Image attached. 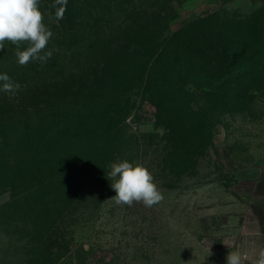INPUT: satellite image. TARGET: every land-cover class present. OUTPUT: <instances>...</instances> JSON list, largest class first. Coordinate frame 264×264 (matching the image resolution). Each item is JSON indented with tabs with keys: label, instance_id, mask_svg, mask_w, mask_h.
Masks as SVG:
<instances>
[{
	"label": "rangeland",
	"instance_id": "obj_1",
	"mask_svg": "<svg viewBox=\"0 0 264 264\" xmlns=\"http://www.w3.org/2000/svg\"><path fill=\"white\" fill-rule=\"evenodd\" d=\"M39 7L53 33L51 58L21 66L15 51L4 52L15 75L0 87V264H217L206 229L238 190L232 170L264 162L262 81L252 79L235 104L192 88L191 113L173 81L137 78L110 105L88 91L92 74L79 60L90 54L89 33L102 37L97 55L185 46L214 30L237 31L251 46L264 38V2L94 0L85 21L95 30L74 38ZM137 23L159 26L158 39L133 43L125 30ZM37 72L42 79L31 84ZM122 160L149 169L161 202L110 199L106 173Z\"/></svg>",
	"mask_w": 264,
	"mask_h": 264
},
{
	"label": "trees",
	"instance_id": "obj_2",
	"mask_svg": "<svg viewBox=\"0 0 264 264\" xmlns=\"http://www.w3.org/2000/svg\"><path fill=\"white\" fill-rule=\"evenodd\" d=\"M93 2L94 0H67L66 12L63 19L59 21L54 18L55 9L52 7L54 0H40L39 6L52 15V21L60 33L74 38L82 34L86 28L95 30V26H91L90 21L88 23L85 21L92 20L87 17L94 15ZM154 28L152 32L149 25L137 23V30L130 25L125 32H128L130 36L135 35L132 42L139 44L140 41L145 42L153 36L156 40L158 39L160 27L154 26ZM89 35H93L86 43L90 54H85L87 56L82 59L83 61L79 60V63L83 64L79 68L86 67V70L92 74L93 80L86 82L89 86L88 91L104 95L103 101L107 100L110 105L125 93L133 80L137 78L145 84L153 83L152 80L156 78L173 81L175 93H181L191 113L193 111L192 88L218 93L224 100L232 99L234 101L232 104H235L252 79L262 81L264 86V38L255 41L251 46H245L244 43L242 44L243 37L241 38L237 31L221 33L219 30H214L211 33H198L196 37L194 36L195 38L189 39L185 46L166 44L162 47L159 45L151 52H147L148 47V50L145 46L138 49L136 45H131L124 50H103L100 55H97L96 51L99 49L98 45L102 37L94 33ZM26 47L25 44L20 49L24 50ZM91 47L92 49H89ZM8 50L16 51V46L5 41L4 48L0 49V87L2 88L6 81H13L15 75V73L11 74V71L8 73L11 62L7 58L4 59V52ZM92 50L95 52H91ZM3 74H6L10 80L5 79ZM39 74L37 72L35 73L37 76L33 75L31 79L29 78L31 84L36 80L41 81ZM32 87L33 85L29 84V89ZM2 100L0 98V106L3 104ZM161 115L169 124L170 119L165 117L166 113L161 111ZM196 115L201 117L203 122L206 120L203 112ZM206 123H208L207 120Z\"/></svg>",
	"mask_w": 264,
	"mask_h": 264
},
{
	"label": "clouds",
	"instance_id": "obj_3",
	"mask_svg": "<svg viewBox=\"0 0 264 264\" xmlns=\"http://www.w3.org/2000/svg\"><path fill=\"white\" fill-rule=\"evenodd\" d=\"M39 5L40 0H0V49L4 48L5 41L15 45V55L21 66L30 62L45 63L52 56V52L46 49L53 33L45 25ZM52 7L55 9L54 18L59 21L66 12L67 0H54ZM22 44L27 45L24 50L20 49ZM3 75L10 80L6 74ZM106 178L115 192L110 199L117 205L131 206L139 202L145 207H152L164 198L152 173L139 162L122 160L112 163ZM208 252L210 255L209 249ZM246 259L239 250L229 251L226 264H244ZM253 264H264V249L259 251Z\"/></svg>",
	"mask_w": 264,
	"mask_h": 264
},
{
	"label": "crops",
	"instance_id": "obj_4",
	"mask_svg": "<svg viewBox=\"0 0 264 264\" xmlns=\"http://www.w3.org/2000/svg\"><path fill=\"white\" fill-rule=\"evenodd\" d=\"M232 172L236 173L238 190L230 202L216 207L213 224L206 229V247L217 264H226V256L234 250L247 257L244 264H253L264 249V162Z\"/></svg>",
	"mask_w": 264,
	"mask_h": 264
}]
</instances>
